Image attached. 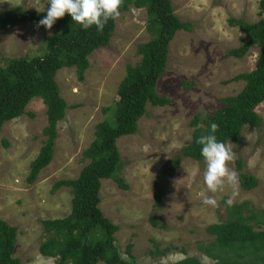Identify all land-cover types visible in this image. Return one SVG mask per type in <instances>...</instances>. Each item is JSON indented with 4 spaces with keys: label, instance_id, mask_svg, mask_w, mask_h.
<instances>
[{
    "label": "rangeland",
    "instance_id": "rangeland-1",
    "mask_svg": "<svg viewBox=\"0 0 264 264\" xmlns=\"http://www.w3.org/2000/svg\"><path fill=\"white\" fill-rule=\"evenodd\" d=\"M172 2L176 15L192 25L190 30H179L171 41L167 69L158 82L157 91L172 102L166 106L149 103L137 133L118 139L124 162L121 174L130 187L122 189L113 179L102 180L100 207L119 225L116 239L124 257H128L127 246L133 244L132 256L142 264H169L190 256L214 264L199 246L213 240L206 230L209 224L228 218L226 200L232 195V186L225 184L223 191L210 193L203 181L205 162L189 157L184 158L175 174L166 177L162 206L155 204L153 185L164 163L194 140V115L199 111L215 113L224 107L223 99L237 95L245 87V81L234 78L256 67L258 46L243 58L227 57V51L240 46L244 36L238 26L230 25L229 18L256 22L264 14L261 0ZM16 6L41 12L48 7L47 0H0V12ZM147 21L145 8L131 6L117 16L110 44L91 54V67L84 81L78 79L76 67H64L58 72L62 96L68 104L80 106L69 108L58 122L53 160L35 182L29 183L27 178L31 163L47 139L43 131L49 121L43 100L33 98L27 113L7 121L0 130V218L18 228L13 256L21 259V264L57 262L58 258L40 251L43 241L51 235L45 232L42 220L68 216L73 196L71 187L62 186L54 192L52 189L60 180L77 178L90 162L85 151L96 137V125L107 118L105 107L118 99L119 84L128 64L140 61L139 44L152 38ZM50 33V29L32 22L0 29V66L6 64L4 58L38 53ZM256 110L263 119L262 126H246L240 143L226 144L232 154L229 167L238 174L234 203L250 202L246 216L264 209V102ZM238 159H242L246 173L257 178L255 188L241 187ZM205 195H215L217 205L203 204ZM152 215L163 226L153 225ZM92 238L98 241L102 234L97 238L93 234Z\"/></svg>",
    "mask_w": 264,
    "mask_h": 264
},
{
    "label": "trees",
    "instance_id": "trees-1",
    "mask_svg": "<svg viewBox=\"0 0 264 264\" xmlns=\"http://www.w3.org/2000/svg\"><path fill=\"white\" fill-rule=\"evenodd\" d=\"M131 6L147 10V27L152 38L139 44L140 61L128 64L127 73L119 84L118 99L105 107L107 118L96 125V137L85 151L90 162L77 178L60 180L52 189L54 192L68 186L73 196V208L68 216L42 220L45 232L51 235L43 241L40 251L43 255L57 257L55 264H98L100 261L105 264H142L132 256L133 244L127 246L128 257L121 254L116 239L119 226L104 215L100 207V188L104 179H113L122 189L130 187L121 174L124 162L118 139L137 133L139 120L147 114L149 103L166 106L172 102L170 97L157 91L158 82L167 69L171 41L179 30H190L192 25L176 15L172 0H121L119 13L128 11ZM260 6L261 14H264V0ZM46 14L47 10L41 12L16 6L0 12V29L27 22L38 23ZM116 18L110 19L103 31L98 32L94 25L84 30L66 13L57 19L38 53L9 60L4 58L6 64L0 66V130L7 121L27 113L26 108L33 98L40 97L47 106L49 124L43 131L47 139L31 163L29 183L35 182L53 160L58 122L64 119L69 108L80 106L68 104L62 96L58 72L64 67H76L78 79L84 81L91 67V54L110 44ZM229 23L238 26L244 36L240 46L227 51V57L243 58L253 46H258L256 67L234 78L245 81V87L237 95L223 99L224 107L215 113L199 111L194 115L191 121L196 127L194 140L166 161L156 175L153 185L156 206H162L165 200L163 185L166 177L177 172L184 158L204 161L197 139L208 134L210 122L219 125L215 135L226 144L240 143L246 126H262L263 119L256 107L264 102V15L256 22L231 17ZM237 164L241 187L246 190L255 188L257 178L246 173L242 159H238ZM249 203H233L227 209L226 220L207 228L216 238L199 249L212 258L214 264H264V209L246 216ZM150 218L153 225L163 226L155 215ZM253 222L260 228L257 229ZM17 234L18 228L0 218V264L22 263L13 256ZM93 234L96 238L102 234V239L96 241ZM155 246L158 247V243ZM169 264L206 263L197 256H190Z\"/></svg>",
    "mask_w": 264,
    "mask_h": 264
},
{
    "label": "clouds",
    "instance_id": "clouds-1",
    "mask_svg": "<svg viewBox=\"0 0 264 264\" xmlns=\"http://www.w3.org/2000/svg\"><path fill=\"white\" fill-rule=\"evenodd\" d=\"M47 5V14L38 21V26L52 29L57 19L68 13L71 15L72 20L81 25L84 30L94 25L98 32H102L110 19L119 16L121 0H47ZM218 128L217 123L210 122L208 134L197 139V144L201 146L200 154L206 165L203 171V181L212 194H215L218 190L223 191L225 184L231 185L233 192L226 200L227 205L231 206L234 203L238 188V174L229 167V162L232 160L230 147L225 142L218 140L215 135ZM202 203L216 206L217 200L215 195H205L202 198ZM212 224H209L207 228ZM209 234L213 236V240L206 245L216 238L215 235Z\"/></svg>",
    "mask_w": 264,
    "mask_h": 264
}]
</instances>
